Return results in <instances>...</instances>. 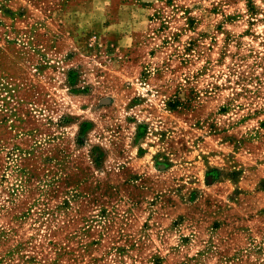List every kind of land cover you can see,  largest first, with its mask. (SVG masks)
<instances>
[{
  "label": "rangeland",
  "instance_id": "1",
  "mask_svg": "<svg viewBox=\"0 0 264 264\" xmlns=\"http://www.w3.org/2000/svg\"><path fill=\"white\" fill-rule=\"evenodd\" d=\"M0 264H264V0H0Z\"/></svg>",
  "mask_w": 264,
  "mask_h": 264
}]
</instances>
